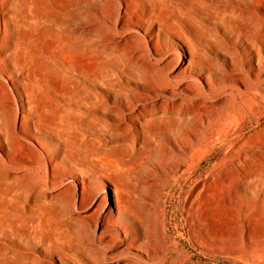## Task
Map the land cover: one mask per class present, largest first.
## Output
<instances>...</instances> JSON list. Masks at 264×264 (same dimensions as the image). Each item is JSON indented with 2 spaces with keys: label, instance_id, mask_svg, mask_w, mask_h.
Listing matches in <instances>:
<instances>
[{
  "label": "rangeland",
  "instance_id": "rangeland-1",
  "mask_svg": "<svg viewBox=\"0 0 264 264\" xmlns=\"http://www.w3.org/2000/svg\"><path fill=\"white\" fill-rule=\"evenodd\" d=\"M32 1L31 9L37 25L25 29L24 33L31 36L30 44L39 45L40 72L50 78L43 90L55 104L56 112L66 108L68 122L60 132L46 133L34 128L33 122H38L34 111L25 122L24 135L30 141L23 145L25 154L22 158L9 160L6 143L12 131L7 113L0 106V264H85L83 251L88 252L87 245L96 242L102 231L91 221L77 222L71 217L70 205L81 197L87 201L100 192L107 196L106 208L111 206L112 193L104 187L107 177L126 194L136 221L148 227V222L154 221V213H159L157 221L166 255L159 257L155 253L153 257L151 251L147 256L133 250L130 254L104 240L94 249L95 259L100 263L114 264L127 259L129 264H264V240L254 229L249 231L243 227L244 219L250 216L246 207L233 204L235 219L230 225L223 221L216 224L199 222L195 225L196 233L190 227L187 217L190 194L199 180H203L204 185L211 182L210 171L227 149L221 139L216 138L199 146L203 149L195 158V167H190L191 161L185 160L170 173L173 163L163 165L167 160L165 152L169 137L155 129L161 105L171 100L188 103L190 98L174 96L172 90L163 84L151 98L135 101L134 91H141L145 78L164 79L169 73L159 69L163 57L151 50L149 37L144 33L135 35L133 29L119 21L116 10L125 8L123 0ZM189 2L192 6L185 8L184 12L193 18L192 22L202 35V48L212 57L217 53L209 42L216 41L218 36L243 42L234 23L227 22L228 16L231 15L235 23L248 22L251 25L253 22L252 15L249 19L242 18L236 13L231 14L229 7H246L250 13L256 10L250 0ZM193 2L201 10L197 11ZM261 4L256 13L261 19L264 36V0ZM97 28L101 29L100 38L92 32ZM160 36L163 43L167 41L162 34ZM7 39L15 38L11 35ZM138 41L140 45L136 44ZM7 47V44L3 45V52L7 53ZM4 61L6 64L0 62V77L7 80L8 87L16 93L15 88L22 85L10 82L7 74L22 80L26 70L12 69L8 73L11 70L9 58L4 56ZM262 78L264 80V76ZM59 84L70 90L68 97L59 92ZM261 88L264 96V83ZM123 96L131 100L133 111H119L118 104L124 100ZM13 106L18 114L23 113L19 98ZM233 106L236 111L242 109L247 121L259 112H249L238 99ZM144 107L147 115L146 121L142 120L144 127L141 129L138 119L128 116L143 113ZM220 121L215 122L206 135H216L223 124V120ZM256 134L264 137V127H258ZM38 149L43 155L47 152L57 160L55 171L61 180L53 189L40 170ZM71 149L80 151L87 158L80 164L74 163L67 155ZM82 179L86 185L83 192ZM241 187L240 191L235 188L240 197L248 201L253 197L264 199V175L245 181ZM255 187L257 190L252 193ZM43 193L60 194L52 205L46 207L48 222L56 226L58 232L51 248L45 241L51 236L49 231L41 233L38 229L39 201ZM203 199L201 195L195 200L200 207L196 211L200 220L207 213Z\"/></svg>",
  "mask_w": 264,
  "mask_h": 264
},
{
  "label": "bare ground",
  "instance_id": "bare-ground-1",
  "mask_svg": "<svg viewBox=\"0 0 264 264\" xmlns=\"http://www.w3.org/2000/svg\"><path fill=\"white\" fill-rule=\"evenodd\" d=\"M250 1L255 6L254 12L250 13L246 7L236 9L233 6L229 7V12L246 19L252 15L254 19L251 25L248 22L235 23L231 15L226 18L229 24L234 23L243 42H234L227 36H218L216 41L209 42V45L216 50L215 57L208 55L202 48V35L198 33L195 22H192L193 18L184 12L185 8L192 6L189 0H123L125 8L122 11L116 10V13L118 12L119 21L133 29L135 35L144 33L149 37L151 50L163 57L159 62V69L169 73L164 79L145 78V85H141V91H134L135 101L137 102L138 98L145 101L151 98L163 84L172 90L171 93L174 96L185 95L190 98L188 103L171 100L161 105V115L158 117L155 129L169 137L168 150L165 152L167 160L163 165L168 164L167 162L173 163L170 173H173L185 160H190V167H195V158L203 149L199 146L216 138L221 139L223 147L227 149L210 171L211 182L204 185V181L199 180L190 194L187 203L190 227L194 230L199 222L216 224L223 221L227 225L232 224L235 219L233 209L235 203L250 211V216L244 219L243 227L249 231L254 229L258 237L264 240V199L253 197L252 201H248L240 197L235 190L237 187L240 191L245 181L261 178L264 175V153L261 150H264V137L256 134L258 127L262 129L264 127L262 122L264 110L261 111L264 100L261 88L264 83L262 78L264 76V36L261 31V19L256 13L261 9L262 0ZM32 3V0H0V62L3 61L6 64L4 56L9 58L11 70H8V73L12 69L26 70L22 80L13 79L10 74H7L10 82L13 84L19 82L22 85L21 88H15L16 93L8 87V81L0 77V106L7 113L9 129L12 131L6 143L10 154L9 160L16 157L22 158L25 154L23 145L30 142L24 135L27 128L25 122L28 116H33L34 111L38 116V122H33L34 128L46 133L60 132L68 122L66 108L63 107L61 111L56 112L55 104L49 100L43 90L50 78L46 73L44 75L40 72L42 61L40 56L38 58L39 45L30 44L31 36L24 33L25 29L37 25L36 16L31 9ZM196 6L194 5L195 8ZM198 10L201 8H197ZM92 32L100 38L101 29L97 28ZM160 34L167 41L163 43ZM11 35L14 36V40L7 39ZM160 41L162 46L159 45ZM4 44L8 45L7 53L2 50ZM136 44L140 45V42ZM57 89L65 97L70 94V90L62 84H59ZM17 97L23 109V113L19 114L13 106L18 102ZM122 98L124 100L118 104L119 111L122 109L133 111L131 100L124 96ZM237 99L243 108L250 110L249 112L259 110L257 115L247 121L242 109L241 111L234 109L233 104ZM146 115L147 111L144 107L143 113L130 114L128 117L138 119L143 129L142 122L146 121ZM220 120H223V124L219 126L218 133L206 135L210 127ZM38 145L42 148L39 139ZM32 150L36 151L35 147H32ZM44 154L46 155L38 149L40 170L50 188L53 189L61 180V176L55 171L58 163L55 157H50L47 152ZM67 155L76 164H80L87 158L80 151L72 149L67 151ZM46 156L49 158L47 159ZM106 180L104 187L106 186L105 189L112 193L111 206L106 208L107 196L101 195L100 192L92 195L87 201L81 197L79 201L75 200L70 205L71 217L77 222L91 221L102 231L96 242L87 245L88 252L83 251L85 264H102L95 259L94 249L104 240L118 250L122 252L127 250L130 254L132 252L130 250H133L137 254L144 253L147 256L151 251L153 257L155 253L157 254L155 256L159 257L166 255L163 236L157 221L159 213H154L152 217L154 221L148 222V227L145 223L136 221L126 194H123L110 178L107 177ZM81 183L83 192L86 188L83 179ZM257 187L252 189V193L257 190ZM234 192L235 199H233ZM59 195V193H43L39 201L38 229L41 233L49 231L51 236L45 241L49 242L47 245L50 248L58 232L56 226L48 222L46 207L52 205ZM201 195L204 197V209L207 213L200 220L196 213L200 207L195 204V200ZM107 232L109 233L106 234ZM44 249L46 250L45 247ZM43 264L48 263L43 262ZM77 264L81 263L77 262ZM114 264L129 263L127 259H123Z\"/></svg>",
  "mask_w": 264,
  "mask_h": 264
}]
</instances>
